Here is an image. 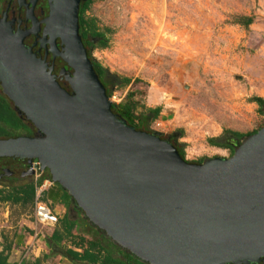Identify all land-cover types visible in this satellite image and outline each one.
I'll list each match as a JSON object with an SVG mask.
<instances>
[{
	"label": "water",
	"instance_id": "obj_1",
	"mask_svg": "<svg viewBox=\"0 0 264 264\" xmlns=\"http://www.w3.org/2000/svg\"><path fill=\"white\" fill-rule=\"evenodd\" d=\"M34 1L24 5L28 29L0 18V89L37 136L0 139V159L25 162L28 176L37 161L83 218L142 263L264 264V126L228 159L182 160L111 112L78 34L79 0H45L39 21ZM55 58L71 71L57 75L69 92L52 74Z\"/></svg>",
	"mask_w": 264,
	"mask_h": 264
},
{
	"label": "rangeland",
	"instance_id": "obj_2",
	"mask_svg": "<svg viewBox=\"0 0 264 264\" xmlns=\"http://www.w3.org/2000/svg\"><path fill=\"white\" fill-rule=\"evenodd\" d=\"M242 16L252 17V23L236 24ZM83 18L97 31L108 30L106 47L99 49L90 39L88 51L104 73L112 105L131 94L134 115L159 107L157 118L148 122L149 134L173 140L186 162L228 159V150L210 147L208 141L236 132L244 136L238 146L264 126V115L251 102L264 101V0H91ZM122 79L129 83L122 85ZM31 210L0 203V236L16 230L30 234L25 226L33 222ZM64 211L54 207V229L61 228ZM80 217L61 249L81 237L89 241L94 231L104 236L81 212ZM31 229L44 237L52 231ZM55 258L70 264L55 255L44 263Z\"/></svg>",
	"mask_w": 264,
	"mask_h": 264
},
{
	"label": "trees",
	"instance_id": "obj_3",
	"mask_svg": "<svg viewBox=\"0 0 264 264\" xmlns=\"http://www.w3.org/2000/svg\"><path fill=\"white\" fill-rule=\"evenodd\" d=\"M90 2L91 0H79L77 24L81 43L86 50L87 58L91 61L88 51L90 45L89 40L95 39L97 48L104 49L106 47V33L108 30L104 29L103 31H97L91 20L86 21L83 18V14L87 10ZM38 9L41 14L40 16L45 17L47 12L45 0H41ZM234 22L242 27H247L252 23V17H238L234 19ZM46 60L49 63L50 57L48 56ZM92 68L105 90V95L109 97V90L102 69L96 63H92ZM60 69H63L66 74L71 73L59 59H56L53 61L52 74L56 76ZM57 81L65 91L69 92L67 84L63 82L62 79ZM128 83V79H122V85H127ZM130 96L131 94H128L122 98L117 105H111V112L125 125L134 130L150 133L147 128L148 122L154 121L157 118L160 108H146L144 113L134 115L135 105L130 100ZM251 102L258 107L259 114L264 115V101L260 98H253ZM229 135L230 136L223 139L209 140V146L218 149H226L232 155L237 144L244 136L236 132H230ZM21 136L35 137L37 136V131L21 114H19L0 89V139ZM167 142L175 148L179 157L183 160V151L179 145L175 144L173 140H168ZM20 169L21 166L16 164L15 161L5 158L0 159V203H9L20 207L31 206L34 196V185L37 186L42 180L49 178L46 171V175L42 176L39 180L27 182L26 179L19 177L18 171ZM41 199L48 202L49 206L59 204L65 209V213L60 219L61 228H53L48 237L42 235V239L45 240L47 247L52 250L50 253L67 259L71 264H145L140 262L125 249L115 245L105 234L104 236H96V234L98 235V231H94L95 233H93V237H91L89 241L81 237L78 239L79 243L74 244L76 247L74 245H72V247L67 245L66 249H61V243L63 242L64 244L65 238L71 239V231L76 227V223L83 221L80 217L81 211L74 205L66 192L56 183H53L51 188H48L42 193ZM78 244H83V247L78 249L77 246H80ZM5 249L8 250V247H5ZM53 249L57 252L54 253ZM46 258L47 257L41 260H35L33 264H39V261L43 259L46 260ZM29 259L30 257L23 259L21 262L25 263ZM56 263H58L57 259L54 261V264ZM0 264H7L6 257L3 256L2 253H0Z\"/></svg>",
	"mask_w": 264,
	"mask_h": 264
},
{
	"label": "built area",
	"instance_id": "obj_4",
	"mask_svg": "<svg viewBox=\"0 0 264 264\" xmlns=\"http://www.w3.org/2000/svg\"><path fill=\"white\" fill-rule=\"evenodd\" d=\"M109 97H107L108 99ZM109 103L116 104L114 103V97H110L108 99ZM119 101V100H117ZM30 169L32 170V179L33 182L39 180L43 175V172L40 167L39 163L35 160L31 162ZM53 184L49 178H45L42 180L39 185H34V196L32 200V219L33 222L32 225L39 226L42 228H45L47 230H51L54 228L58 221L57 215L51 211L49 203L46 201H43L41 199L42 193ZM40 231L39 230H32V233L30 234V241L26 243L23 248L15 254L18 258V262H21L23 259L31 258L34 257V251L36 250L37 246L35 245L36 241L40 237ZM15 253V252H14Z\"/></svg>",
	"mask_w": 264,
	"mask_h": 264
},
{
	"label": "crops",
	"instance_id": "obj_5",
	"mask_svg": "<svg viewBox=\"0 0 264 264\" xmlns=\"http://www.w3.org/2000/svg\"><path fill=\"white\" fill-rule=\"evenodd\" d=\"M53 186V184L51 186H49L48 188H51ZM47 188V189H48ZM46 189V190H47ZM2 204H7V203H2ZM59 205V204H57ZM57 205H50L51 207V211L54 212V207L57 206ZM62 206V205H61ZM63 208V206H62ZM65 212V211H64ZM55 213V212H54ZM6 214V213H4ZM56 214V213H55ZM64 215V213H62ZM62 217H60L61 219ZM31 226V227H30ZM25 228H27V230H29L28 232L31 234V231L32 230V223L31 222H28V225L25 226ZM15 230V229H14ZM2 233V236H0V253L3 254V256L6 257V263L7 264H21L22 262H18V258L17 256H15V254H17L18 251H20L23 246L28 243L30 241L29 237H30V234L28 235H24L22 231L20 230H16V231H13L12 232V235H8L7 233ZM48 237V236H47ZM66 239H69V238H65ZM64 240V239H63ZM64 240V242H65ZM63 244V242L61 243V245ZM67 244H70L69 242H67ZM35 245L37 246L36 250L34 251V257L31 259V261H27L25 263H22V264H26V263H31L33 264V262L35 260H41L42 258L44 257H47L46 259H49V255H55V254H52L50 252H52V250H50L48 247H47V244L45 243V240L42 239V235H40L39 239L36 241ZM64 245V244H63ZM5 247H8V250L5 249ZM15 252V253H14ZM48 252H49V255H48ZM60 259L61 256H56ZM56 259V258H55ZM54 259V261H55ZM65 261H68L67 259L63 258ZM46 260H42V261H39V264H45ZM69 262V261H68ZM50 263V262H49ZM70 263V262H69ZM47 264V263H46ZM51 264V263H50ZM54 264V263H52ZM56 264H61V263H56ZM71 264V263H70Z\"/></svg>",
	"mask_w": 264,
	"mask_h": 264
},
{
	"label": "flooded vegetation",
	"instance_id": "obj_6",
	"mask_svg": "<svg viewBox=\"0 0 264 264\" xmlns=\"http://www.w3.org/2000/svg\"><path fill=\"white\" fill-rule=\"evenodd\" d=\"M21 1H22V3H20ZM40 2H41V0H35L33 2V6H32V14L37 21L44 18L43 16H40L41 14H40L39 9H38V5L40 4ZM24 5H26L27 8H30L31 7L30 0H0V18H2L3 15H5V17H6L5 19L7 22L11 23V28L13 31H15L17 25H18V28L20 30L23 28H25V29L29 28V22L28 21L26 22L24 20V13H25ZM18 21H20L21 23L18 24ZM40 28H41V26H40ZM33 40L34 39L32 36H27L23 39V44L27 47H30L31 44L33 43ZM36 49H37V46L32 47L33 52ZM39 55H42V54L39 53ZM46 62H47V60H46ZM57 75H56L57 80H60L61 78L58 77ZM15 162H16V164L21 166V169L18 171L19 177L22 179H29L30 176L25 175V173L28 170L26 163L20 162V161H15Z\"/></svg>",
	"mask_w": 264,
	"mask_h": 264
},
{
	"label": "bare ground",
	"instance_id": "obj_7",
	"mask_svg": "<svg viewBox=\"0 0 264 264\" xmlns=\"http://www.w3.org/2000/svg\"><path fill=\"white\" fill-rule=\"evenodd\" d=\"M56 59V58H55Z\"/></svg>",
	"mask_w": 264,
	"mask_h": 264
}]
</instances>
